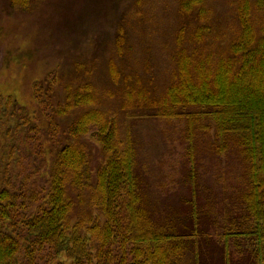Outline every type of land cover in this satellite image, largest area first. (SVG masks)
<instances>
[{
  "label": "trees",
  "instance_id": "16d2710c",
  "mask_svg": "<svg viewBox=\"0 0 264 264\" xmlns=\"http://www.w3.org/2000/svg\"><path fill=\"white\" fill-rule=\"evenodd\" d=\"M162 3L130 0L106 59L35 84L54 145L31 205L0 186V264H264V0ZM147 121L175 128L182 173L140 159Z\"/></svg>",
  "mask_w": 264,
  "mask_h": 264
},
{
  "label": "rangeland",
  "instance_id": "374dc122",
  "mask_svg": "<svg viewBox=\"0 0 264 264\" xmlns=\"http://www.w3.org/2000/svg\"><path fill=\"white\" fill-rule=\"evenodd\" d=\"M129 2L30 0L27 8L20 9L9 0H0V186L4 182L26 195L45 186L44 161L51 158L49 150L54 145L45 112L56 103L44 94L42 102L36 101L35 84H43L49 77L57 78L54 75L58 71L65 75L79 58L106 59L114 41L117 18ZM161 14L166 16L163 8ZM167 18L173 20V15L168 13ZM63 93L60 84L54 101ZM35 126L41 129L34 132ZM65 128L62 123L54 133L61 140L65 139ZM139 128L140 159L155 180L163 181L171 173H182L181 140L169 135L175 128L167 121H147ZM87 138L94 158H100L98 143L91 135ZM174 196L172 200H178V195ZM25 201L31 205L30 195Z\"/></svg>",
  "mask_w": 264,
  "mask_h": 264
}]
</instances>
